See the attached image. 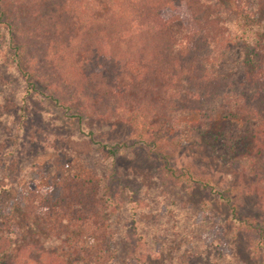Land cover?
<instances>
[{
  "label": "rangeland",
  "instance_id": "obj_1",
  "mask_svg": "<svg viewBox=\"0 0 264 264\" xmlns=\"http://www.w3.org/2000/svg\"><path fill=\"white\" fill-rule=\"evenodd\" d=\"M216 4L220 17L209 24V30L214 44L220 43L223 48L220 71L249 68L255 56L263 60V2L212 0V5ZM67 5L68 17H82L88 23L94 18L93 6L103 8L106 13L100 15L108 19L96 29L105 36H110L111 26L119 19L123 25L132 16L123 0H69ZM57 14L63 12L59 10ZM2 19L0 237L6 227V213L16 206L21 192L40 194L63 176L92 170L105 182L118 254L127 258L128 264H264V199L248 170L239 163H230L225 151L209 141L206 146L208 142L195 144L186 137L168 145L161 137L154 141L146 136L140 125L100 120L84 112V107L73 101L71 86L76 91L84 88L96 93L94 79L99 78L93 72L99 63L94 59L85 63L72 83L65 78L55 86L57 99L48 97L49 81L45 83L43 79L35 85L22 75L20 68L25 61L14 53L21 36L18 41L11 38L9 25L14 24L8 21L5 26ZM69 20L63 14L60 28H65ZM17 24L20 30L15 26L12 30L23 33L27 21ZM68 33L64 35L68 37ZM81 40H70V57ZM58 42L62 44L59 50H65L66 37ZM121 62L101 64L104 73L100 76L109 79L111 87ZM176 65L168 69L167 79L146 82L145 92L149 93L143 97L144 104L153 101L147 100L151 93L152 97L166 93V80L173 89L181 76V67ZM131 72L132 79L140 77L138 71ZM102 94L100 90L93 96L99 98ZM198 119V113L193 111L175 117L177 123ZM212 120V131L218 134L226 122L220 116ZM172 135L174 130L167 136ZM172 173L184 175V183H176ZM15 208L19 210L20 205ZM95 240L84 237L89 247L95 245Z\"/></svg>",
  "mask_w": 264,
  "mask_h": 264
},
{
  "label": "trees",
  "instance_id": "obj_2",
  "mask_svg": "<svg viewBox=\"0 0 264 264\" xmlns=\"http://www.w3.org/2000/svg\"><path fill=\"white\" fill-rule=\"evenodd\" d=\"M260 1L264 5V0ZM68 2L0 0V20L3 18L5 26L8 21L14 24L9 25L11 38L18 41L21 36L14 53L25 61L22 75L35 85L43 79L49 81L48 97L57 99L55 86L65 78L72 83L85 63L94 59L99 63L93 72L99 78H93L96 93L84 88L76 91L69 85L73 101L81 104L84 112L100 120L140 125L146 136L154 141L161 137L168 145L186 137L195 144L209 141L225 151L230 163H239L249 171L264 199V56L263 60L255 56L249 68L220 71L223 48L214 44L209 30V24L220 17L218 5H212V0H123L132 16L123 25L119 19L111 26L110 36H105L96 29L108 19L100 15L106 13L103 8L94 5V18L88 23L82 17L66 15ZM59 10L70 18L65 28H60L63 14H57ZM20 20L27 21L23 33L12 30L14 26L20 30ZM67 32L68 37L64 35ZM65 37L66 48L59 50L62 44L58 41ZM79 38L81 43L70 57L68 44ZM111 60L123 61L112 87L109 79L100 76L104 73L101 64L109 65ZM175 64L181 67V76L173 89L166 80V93L159 97L151 93L147 100L153 101L144 104L143 97L149 93L145 92L146 82L167 79L168 69ZM131 70L138 71L140 77L132 79ZM100 90L103 94L95 98ZM184 111L198 113L199 119L177 123L175 117ZM213 116L226 122L218 134L212 131ZM171 130L175 135L168 137ZM172 175L176 183H184V175ZM104 189L105 182L97 172L82 170L63 176L40 194L21 192L16 206L6 213L0 264H128L127 258L118 254L113 214ZM19 205L18 210L15 207ZM87 236L96 238L94 246L85 244Z\"/></svg>",
  "mask_w": 264,
  "mask_h": 264
}]
</instances>
